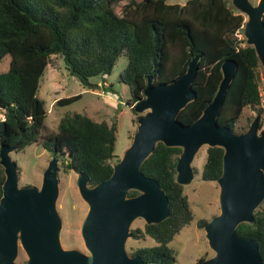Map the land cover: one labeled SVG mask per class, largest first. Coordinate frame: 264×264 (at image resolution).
Masks as SVG:
<instances>
[{
	"label": "trees",
	"instance_id": "trees-1",
	"mask_svg": "<svg viewBox=\"0 0 264 264\" xmlns=\"http://www.w3.org/2000/svg\"><path fill=\"white\" fill-rule=\"evenodd\" d=\"M119 1L0 0V61L10 56L8 66L0 69V145H15L18 151L43 136V146L59 159L58 169L82 173L89 185L111 174L113 163L119 160L113 159L115 120H94L75 110L63 113L55 129L42 132L46 109L38 89L46 66L54 64L53 55L89 87L94 84L91 77L109 74L117 58L126 55L119 75L129 85L126 102L135 113L133 104L144 96L148 75L153 84L173 81L196 55L199 67L192 83L196 97L177 115L184 124L194 121L212 100L222 78L221 64L227 58L235 59L237 68L217 122L235 129L246 105L262 103L264 68L243 34L245 14L231 0H126L117 11L114 4ZM262 123L261 119L260 127ZM181 150L158 141L140 167L159 182L169 200L168 216L131 229L134 238L148 235L155 240L130 253L139 254L144 264H174L177 252L169 242L193 218L184 184L176 180L175 164ZM223 151L218 145L206 147L203 179L216 180L221 174ZM4 179L0 163V196ZM136 193V189L128 191L129 195ZM208 220L199 218L198 226L203 228ZM236 231L254 238L264 259V199L254 210V220L240 222ZM207 257L200 256L196 264Z\"/></svg>",
	"mask_w": 264,
	"mask_h": 264
},
{
	"label": "water",
	"instance_id": "water-1",
	"mask_svg": "<svg viewBox=\"0 0 264 264\" xmlns=\"http://www.w3.org/2000/svg\"><path fill=\"white\" fill-rule=\"evenodd\" d=\"M247 15L242 27L246 42L253 45L264 68V0H231ZM198 56L177 79L152 83L148 75L143 97L134 104L141 112L130 144L111 174L94 185L78 173L76 185L88 209L80 224L86 251L63 247L60 241L62 218L56 207L59 190L58 157L52 155L43 171L41 184L19 185L18 165L11 158L15 145H0V163L5 179L0 196V264H14L21 246L25 264H144L139 254L126 250L130 225L140 216L145 222H158L169 215V200L159 182L141 171L144 159L162 141L182 148L175 164L176 180L189 183L194 176L191 162L202 145L222 146V172L219 185V212L204 225L205 237L213 254L200 264H264L254 238L236 231L242 222L254 220V210L264 199V131L261 113L249 126L236 132L220 125L217 117L233 79L237 61L225 59L222 78L212 100L200 115L184 124L179 110L196 97L192 83L198 71ZM130 189L138 193L129 195Z\"/></svg>",
	"mask_w": 264,
	"mask_h": 264
},
{
	"label": "rangeland",
	"instance_id": "rangeland-1",
	"mask_svg": "<svg viewBox=\"0 0 264 264\" xmlns=\"http://www.w3.org/2000/svg\"><path fill=\"white\" fill-rule=\"evenodd\" d=\"M126 0L115 3L114 7L120 10L121 4ZM168 2L184 3L186 0H167ZM253 4L258 0H250ZM232 3V1H231ZM247 15H245V19ZM239 37L243 35L238 34ZM9 54L1 58L0 69L8 66ZM54 64H48L40 78L38 95L44 99L46 115L44 117L43 133L57 127L60 116L65 112L79 111L89 115L94 120L105 119L108 122L116 121V140L114 152L117 157L122 156L123 151L130 144L137 128V117L141 112L135 113L126 100L130 97L129 85L120 79V71L127 63L126 55H120L109 74L91 77L94 83L90 87L81 83L76 75L69 74L61 58L53 55ZM111 85V86H109ZM264 75L261 79L262 103L255 107L246 105L236 122L235 131L242 132L249 126L250 121L261 113L263 121L260 129L264 126ZM73 97V98H70ZM60 98H70L63 102H56ZM261 108V112L258 110ZM1 116V113H0ZM43 136L38 141L27 145L22 150L10 151V156L18 165V184L36 185L41 184L43 171L52 157L51 151L43 146ZM206 147L202 145L196 152L191 165L196 169L189 183H185L184 193L193 212V218L178 233L174 235L169 245L176 252L174 264H196L197 259L203 255H212L213 250L209 247L205 237L204 227L198 226L199 218L210 219L219 212V185L216 180H205L201 177L202 166L206 159ZM116 162V161H115ZM78 173L73 170L64 171L58 169L59 190L56 199V207L62 218L60 241L63 247H76L86 251L81 235L80 224L85 216L88 204L80 196L76 185ZM144 219L136 217L130 225V231L136 226H143ZM155 244L151 236L134 238L131 234L126 239V250L130 254L138 246ZM27 255L19 246L14 264H23Z\"/></svg>",
	"mask_w": 264,
	"mask_h": 264
}]
</instances>
